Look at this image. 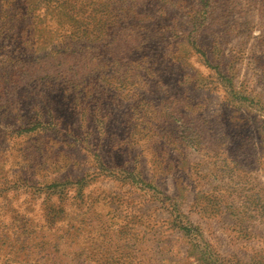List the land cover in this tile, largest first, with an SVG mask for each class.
Returning a JSON list of instances; mask_svg holds the SVG:
<instances>
[{
	"label": "rangeland",
	"instance_id": "374dc122",
	"mask_svg": "<svg viewBox=\"0 0 264 264\" xmlns=\"http://www.w3.org/2000/svg\"><path fill=\"white\" fill-rule=\"evenodd\" d=\"M0 264H264V0H0Z\"/></svg>",
	"mask_w": 264,
	"mask_h": 264
}]
</instances>
